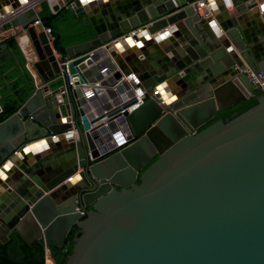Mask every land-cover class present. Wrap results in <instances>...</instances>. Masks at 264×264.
I'll return each instance as SVG.
<instances>
[{
	"label": "water",
	"instance_id": "water-1",
	"mask_svg": "<svg viewBox=\"0 0 264 264\" xmlns=\"http://www.w3.org/2000/svg\"><path fill=\"white\" fill-rule=\"evenodd\" d=\"M0 1L1 17L23 0ZM230 1L234 17L223 13L221 0H212L219 5L213 17L221 37L210 18L194 13V0H74L68 9L86 17L95 38L66 47L64 55L32 26L34 15L11 19L9 29L23 30L31 45L30 69L39 84L0 122V170L11 175L0 197L1 244L16 233L49 252L63 248L77 227L80 236L65 264H264V95L233 119L199 132L220 111L255 94L239 70L264 74V53L238 24L253 16L246 12L254 3ZM135 30L132 48L141 40L162 47L152 56L140 50L154 62L137 61L127 53L128 38L119 40ZM9 58L2 53L0 64ZM65 59L74 85L68 91L59 78ZM128 65L145 90L130 114L133 98L102 106ZM104 70L112 74L103 79ZM96 79L104 93L86 95L83 89ZM164 83L170 96L164 90L163 97L151 96ZM114 120L126 126L118 144ZM71 121L78 140L64 136ZM101 135L107 148L98 151ZM54 139L62 144L59 153L34 166L17 164L12 172L10 156L14 163Z\"/></svg>",
	"mask_w": 264,
	"mask_h": 264
},
{
	"label": "trees",
	"instance_id": "trees-1",
	"mask_svg": "<svg viewBox=\"0 0 264 264\" xmlns=\"http://www.w3.org/2000/svg\"><path fill=\"white\" fill-rule=\"evenodd\" d=\"M37 16L43 26L51 29L54 36L53 47L57 53L64 55L68 46L76 45L95 38V33L86 17L74 14L68 8H61L53 13L46 2L39 6ZM6 28H9L7 25ZM12 52V58L0 66V122L13 115L34 89L33 78L25 67V59L20 52L14 38L5 41ZM255 94L229 109L220 111L208 124L199 129H206L217 121L223 123L233 119L257 104ZM152 161L148 167L153 163ZM80 236V230L74 227L63 248H50L49 257L54 264H65L71 254L74 240ZM0 264H45V249L39 243L26 244L19 235L12 233L5 244L0 243Z\"/></svg>",
	"mask_w": 264,
	"mask_h": 264
},
{
	"label": "built area",
	"instance_id": "built-area-1",
	"mask_svg": "<svg viewBox=\"0 0 264 264\" xmlns=\"http://www.w3.org/2000/svg\"><path fill=\"white\" fill-rule=\"evenodd\" d=\"M210 0H194L193 3L190 4V6L193 8V11L196 15H198L200 18H210L212 15V7L209 5ZM46 2L49 8L52 10V7L54 5H57L59 9L61 8H73L74 7V0H28L26 1L25 4L19 6L16 10L9 12L7 14H4L3 16L0 17V43L4 39L2 37L3 31L2 29L8 25L11 21V19L16 18L22 14H29V15H34L36 18L32 23V26L39 30L42 31L49 43V45L53 48V43H54V36L51 32V29L48 27H45L42 25L40 19L37 16V12L39 9V6L41 3ZM223 6L225 9H230L232 4L230 0H221ZM55 13V12H53ZM12 30V29H9ZM7 31V30H6ZM139 30L131 31L127 35L123 36L119 40L125 39V38H132L137 35ZM111 46V43L103 45L101 47L102 50L107 51V48ZM55 55L58 56V54L54 51ZM92 54V52H91ZM33 59L30 57L25 58V62L27 65H30L35 61V57L32 52ZM108 57V54L101 57L98 60L99 64H103ZM67 64L68 60H60L59 61V68H60V73H59V78H61L65 84V91H68L69 89H74V85L72 83V80L70 78V75L68 74L67 70ZM240 73L245 75L247 80L250 82V84L254 87V89L258 92H260L262 95H264V74L260 71H255L248 66H245L242 70H239ZM109 73V74H108ZM101 74H103V79L111 75L112 73L107 72V70H104ZM99 80L97 82H93L92 84L90 83L88 87H85L84 89L89 88L91 91L90 95H99L103 94L104 90L99 84ZM83 89V91H85ZM111 92L112 96L107 95L105 102L102 103V106H110L114 107L115 102L116 103H123L125 100H129L133 98L135 100V103L130 106L126 111L127 113H132L135 111L138 107H140L143 103L144 99V94L145 90L142 89L140 85V80L137 77V75L130 71L128 74L122 75L119 80L116 81V83L111 87ZM151 96H155L159 94L158 90L152 89L150 92ZM87 95V94H86ZM115 123V128L116 130L112 133L113 138L119 136L120 138L123 137L124 132L126 131V126L125 124H121L116 122ZM66 138H72L73 140H78V131H77V126L76 124L71 121V129L65 133L64 135ZM96 148L98 151L103 150L104 148H107V139L105 135H101L97 142H96ZM47 252V251H46ZM45 264H54L53 261L51 260L50 257H47L45 259Z\"/></svg>",
	"mask_w": 264,
	"mask_h": 264
},
{
	"label": "crops",
	"instance_id": "crops-1",
	"mask_svg": "<svg viewBox=\"0 0 264 264\" xmlns=\"http://www.w3.org/2000/svg\"><path fill=\"white\" fill-rule=\"evenodd\" d=\"M251 2L254 3V7L250 11H248L246 13H253V16L245 17V19L240 21L238 24H239L240 30L242 32H245L247 37L252 41V45L253 46H259L258 49H257V52L264 53V33H263V30H264V9L261 8V5L264 4V0H251ZM210 3H209V5L212 7V15L210 17V20H211L212 24L214 25V29H217V32L219 34L218 36L224 37L223 31L221 30V28H220L218 22L216 21V19L213 17L214 16L213 14L218 12V6L219 5H216V3L212 2V0H211ZM3 8L4 7H3V5H2V3L0 1V9L3 10ZM223 13L226 14L227 17L228 16L229 17L236 16L233 6H231L230 9H225V10L223 9ZM27 15H29V14H27ZM237 17H239V16H237ZM6 26H5V28H6ZM6 30H5V32L2 35V37L4 39L0 43V55L2 53H4V52H9L10 53V58L13 57L11 50L5 44V41L10 39V38H14L15 41H16V44H17V46H18V48L20 50V52L22 53V55L24 57V59L26 57H30L31 59H33L32 48L29 46V41L27 40V43L25 45H23V43L21 42V37H23V35L19 36L18 38H15L13 36V34L15 32L19 34L21 32V29L19 28V29L9 30V28H6ZM212 30H213V28H212ZM170 38L172 39V36ZM169 43H170V40L167 39V41H165V45H168ZM129 44L130 45L126 46V48L129 47V49L127 50V53L128 54L129 53L136 54L135 59L137 61H139V62H141L143 60H146V59L149 61V63L154 62V59H152V58L148 59L146 57H143V55H139L141 53L140 52L141 49H145L146 50L145 52L149 56H152L156 52L162 51V47L161 46H155L154 48L153 47H146V46H143L142 41H139V42L136 43L137 50L132 48L135 45V42H132V43H129ZM2 45H5L6 48L5 49H1ZM128 54H127V56H128ZM9 59H7L4 62H2L0 64V66L2 64H4L5 62H7ZM156 66L157 65H153L152 68L155 69ZM25 67L30 72V74H31V76L33 78L34 86L38 85L39 81L36 78L35 74L31 71L30 65H27L26 62H25ZM128 68L130 69V71H132L129 65H128ZM162 86H163L164 92L168 94V92H170V90H171L170 85H166L164 83V84L161 85V87ZM156 87H155L156 89L160 88L158 85ZM161 94H162V88H161ZM163 96L164 95H162V97ZM169 96L170 95L168 94L167 97H169ZM1 113H2V109H1V106H0V114ZM59 142L60 141H57V140H53V141L50 140L48 142H45L46 144H43L39 148L35 149L33 152L24 153L25 157L22 156V155H19L16 158L17 161L14 162V163L12 161H10L11 159H14L13 156H10L9 159H8L9 164H11V168L10 169L12 170V172H16L17 168H18V165L19 166L20 165H24L25 164L24 162H26L27 166H34V165L38 164L39 162H41L44 159H49L51 156H54L55 154L60 152V150L62 148V144L59 143ZM10 176L11 175L9 174V169H7L6 172H2V170H0V197H2V195H3V188L7 187L6 180ZM47 257H49V252L45 251V259Z\"/></svg>",
	"mask_w": 264,
	"mask_h": 264
},
{
	"label": "bare ground",
	"instance_id": "bare-ground-1",
	"mask_svg": "<svg viewBox=\"0 0 264 264\" xmlns=\"http://www.w3.org/2000/svg\"><path fill=\"white\" fill-rule=\"evenodd\" d=\"M210 2H211V0H210ZM26 3V1L25 0H23L22 2H21V4L23 5V4H25ZM211 4V3H210ZM4 13V12H3ZM166 35H170V32H168ZM163 37H165V35H163L161 38H163ZM161 38H159V40L161 39ZM27 37L26 36H23V37H21V42L23 43V45H25L26 43H27ZM129 40L131 41V43L132 42H134L133 40H132V38H128L126 41H127V43H128V45H130L129 44ZM142 41V40H141ZM21 43V44H22ZM125 42H123V44H124ZM125 45V44H124ZM125 47V46H124ZM98 80L96 79L95 80V82H97ZM162 88V87H161ZM85 91H84V93L85 94H87V95H90L91 94V91L89 90V88H87V89H84ZM158 90V92L160 93V95L162 96L163 95V92H162V94H161V91H160V88L159 89H157ZM162 90H163V88H162ZM173 99H171L170 101H172ZM170 101H167V102H170ZM88 113H90V111L88 110ZM92 114V113H91ZM119 136L118 137H116V138H114V143L115 144H118V142H119ZM54 140H58V139H54ZM50 141V140H49ZM51 141H53V140H51ZM48 142V141H47ZM43 144H46L45 142H43L42 144H39L38 145V147L37 148H39L40 146H42ZM15 160H16V158H15Z\"/></svg>",
	"mask_w": 264,
	"mask_h": 264
},
{
	"label": "rangeland",
	"instance_id": "rangeland-1",
	"mask_svg": "<svg viewBox=\"0 0 264 264\" xmlns=\"http://www.w3.org/2000/svg\"><path fill=\"white\" fill-rule=\"evenodd\" d=\"M21 35L26 36V34H25V32H24L23 30H21V32H20L19 34L16 33V32L13 34V36H14L15 38H18V37L21 36ZM29 46L31 47L30 43H29Z\"/></svg>",
	"mask_w": 264,
	"mask_h": 264
},
{
	"label": "snow or ice",
	"instance_id": "snow-or-ice-1",
	"mask_svg": "<svg viewBox=\"0 0 264 264\" xmlns=\"http://www.w3.org/2000/svg\"><path fill=\"white\" fill-rule=\"evenodd\" d=\"M90 0H81V3H89ZM261 8L264 9V4L261 5ZM129 43H131V41L129 40ZM5 167H8L7 165H5Z\"/></svg>",
	"mask_w": 264,
	"mask_h": 264
},
{
	"label": "flooded vegetation",
	"instance_id": "flooded-vegetation-1",
	"mask_svg": "<svg viewBox=\"0 0 264 264\" xmlns=\"http://www.w3.org/2000/svg\"><path fill=\"white\" fill-rule=\"evenodd\" d=\"M154 161V160H153ZM152 162V161H151Z\"/></svg>",
	"mask_w": 264,
	"mask_h": 264
}]
</instances>
